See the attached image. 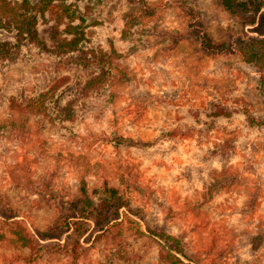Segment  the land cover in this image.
Listing matches in <instances>:
<instances>
[{
	"label": "rangeland",
	"instance_id": "rangeland-1",
	"mask_svg": "<svg viewBox=\"0 0 264 264\" xmlns=\"http://www.w3.org/2000/svg\"><path fill=\"white\" fill-rule=\"evenodd\" d=\"M184 4L232 50L209 56L195 42L176 43L188 30ZM93 8L92 45L114 47L128 79L85 100L77 90L60 99L50 84L67 71L1 34L14 60L0 64V194L34 234L84 189L99 202L116 188L125 205L108 226L96 220L80 229L85 235L65 233L32 250L1 225L0 264H166L159 240L168 236L182 241L191 264H264V242L255 247L264 237V126L248 120L264 119L263 89L243 55L259 36L253 19L215 0H102ZM219 108L231 114L215 117ZM228 140L230 154L215 155Z\"/></svg>",
	"mask_w": 264,
	"mask_h": 264
},
{
	"label": "trees",
	"instance_id": "trees-1",
	"mask_svg": "<svg viewBox=\"0 0 264 264\" xmlns=\"http://www.w3.org/2000/svg\"><path fill=\"white\" fill-rule=\"evenodd\" d=\"M102 0H0V64L11 61L14 46L1 34L12 35L18 48L32 46L45 57L55 72L66 70L67 74L55 76L51 81V90L58 93L60 99L67 93L77 90V97L83 100L93 94L104 93L111 85L128 79L127 71L119 66L120 55L111 47L106 51L92 45L88 21L92 16L94 4ZM223 10L238 18H252V23L259 30L256 40L247 45L243 52L244 59L254 64L261 74L264 104V0H215ZM84 3V8L80 5ZM94 3V4H92ZM186 4V3H185ZM190 17L188 30L179 38L197 43L202 51L209 56H218L231 51L226 41L218 42L207 30V19L200 10L185 6ZM145 15L152 16L154 9L145 8ZM251 23V22H250ZM262 37V38H261ZM256 49L258 51H256ZM260 50V52H259ZM14 60V59H13ZM74 71L75 74H69ZM73 103V102H71ZM69 103L70 108L73 105ZM64 109H68L67 106ZM63 109V110H64ZM72 114V113H71ZM231 113L219 108L215 117L229 116ZM72 119V116H68ZM74 119V118H73ZM251 125L264 126V119L248 116ZM233 142L228 140L216 146L215 155L230 154ZM59 203V202H58ZM61 216L53 226L44 232L28 229L17 213L0 194V226L9 225L14 242L21 248L35 249L37 241H49L64 236L65 233L79 232L85 235L87 230H80L85 225L106 220L105 226L120 217V209L125 202L116 188H105L99 202H95L87 193L76 198L70 206L59 203ZM3 239V235H0ZM164 255L161 262L166 264H191V258L184 252L182 241L174 236L159 240ZM264 242L263 235L255 238V247ZM77 252V250H75ZM78 253V252H77Z\"/></svg>",
	"mask_w": 264,
	"mask_h": 264
}]
</instances>
